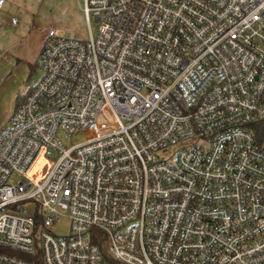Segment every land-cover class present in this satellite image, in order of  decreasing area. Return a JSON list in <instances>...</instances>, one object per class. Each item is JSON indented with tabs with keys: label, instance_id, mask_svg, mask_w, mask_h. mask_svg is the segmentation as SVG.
<instances>
[{
	"label": "built area",
	"instance_id": "built-area-1",
	"mask_svg": "<svg viewBox=\"0 0 264 264\" xmlns=\"http://www.w3.org/2000/svg\"><path fill=\"white\" fill-rule=\"evenodd\" d=\"M83 3L0 127V264H264V0Z\"/></svg>",
	"mask_w": 264,
	"mask_h": 264
},
{
	"label": "rangeland",
	"instance_id": "rangeland-1",
	"mask_svg": "<svg viewBox=\"0 0 264 264\" xmlns=\"http://www.w3.org/2000/svg\"><path fill=\"white\" fill-rule=\"evenodd\" d=\"M83 6V0H4L0 9V127L41 76L36 60L42 35L53 28L61 36L89 37ZM89 25L95 34L97 21L91 18ZM84 139L83 133H77L63 142L69 146ZM67 228L62 218L52 231L66 234Z\"/></svg>",
	"mask_w": 264,
	"mask_h": 264
},
{
	"label": "crops",
	"instance_id": "crops-1",
	"mask_svg": "<svg viewBox=\"0 0 264 264\" xmlns=\"http://www.w3.org/2000/svg\"><path fill=\"white\" fill-rule=\"evenodd\" d=\"M0 9H1V8H0ZM12 18H13V17H12ZM43 37H44V35H42V37H41V41H42ZM17 104H18V103H17ZM17 104H16V105H17Z\"/></svg>",
	"mask_w": 264,
	"mask_h": 264
},
{
	"label": "trees",
	"instance_id": "trees-1",
	"mask_svg": "<svg viewBox=\"0 0 264 264\" xmlns=\"http://www.w3.org/2000/svg\"><path fill=\"white\" fill-rule=\"evenodd\" d=\"M19 102H20V101H19ZM19 102H18V103H19Z\"/></svg>",
	"mask_w": 264,
	"mask_h": 264
}]
</instances>
